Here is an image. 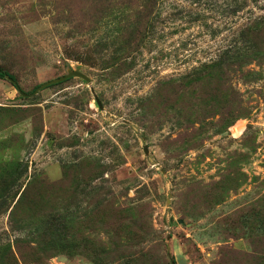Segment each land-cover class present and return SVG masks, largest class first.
<instances>
[{"label":"rangeland","instance_id":"rangeland-1","mask_svg":"<svg viewBox=\"0 0 264 264\" xmlns=\"http://www.w3.org/2000/svg\"><path fill=\"white\" fill-rule=\"evenodd\" d=\"M0 70V264H264V0H0Z\"/></svg>","mask_w":264,"mask_h":264},{"label":"water","instance_id":"water-1","mask_svg":"<svg viewBox=\"0 0 264 264\" xmlns=\"http://www.w3.org/2000/svg\"><path fill=\"white\" fill-rule=\"evenodd\" d=\"M71 76H78V77H80V78H82V79L88 81V78H87L85 75H83V74H81V73H79V72H73V73L67 74L66 76H64V77H62V78H58V79H56V80H51V81L45 82V83L41 84V86H40L39 88H41V89H42V88H46V87L49 86V85H52V84H54V83H56V82H59V81L65 79V78H68V77H71ZM18 92H19L21 95H23V96H28V95L24 94L23 92H21L20 89H18ZM34 93H35V92H34Z\"/></svg>","mask_w":264,"mask_h":264},{"label":"trees","instance_id":"trees-1","mask_svg":"<svg viewBox=\"0 0 264 264\" xmlns=\"http://www.w3.org/2000/svg\"><path fill=\"white\" fill-rule=\"evenodd\" d=\"M5 75H7L6 73H4V72H2L1 70H0V78H2V77H4ZM9 76V75H8ZM9 78H11L12 79V76H9ZM16 88L18 89V87L16 86Z\"/></svg>","mask_w":264,"mask_h":264}]
</instances>
